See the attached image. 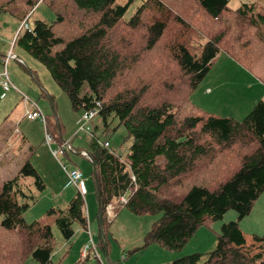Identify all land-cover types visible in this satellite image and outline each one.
Here are the masks:
<instances>
[{
  "label": "trees",
  "instance_id": "trees-1",
  "mask_svg": "<svg viewBox=\"0 0 264 264\" xmlns=\"http://www.w3.org/2000/svg\"><path fill=\"white\" fill-rule=\"evenodd\" d=\"M40 1L45 0H0V13L24 12L28 21V13ZM115 2L52 0L56 20H36L30 31L18 37L19 45L46 67L74 109L85 112L98 106L96 126L100 124L104 133L117 119L132 140L125 158L109 142L104 146L95 126L88 152L67 141L71 153L86 152L92 164L99 223L109 226L107 206L128 194L125 209L137 216L157 217L145 234V247L158 244L174 251L198 227L233 210L236 221L221 226L212 251L181 257L172 264H264L262 254H249L254 244L264 250V236L253 235L249 242L238 224L264 191V102L258 101L242 121H236L207 113L189 100L219 51L251 70L259 66L264 74V15L248 3L233 9L229 0H145L125 20L132 0L126 5ZM119 23L145 33V56L141 49L136 52L135 47L111 43L110 32ZM74 24H79L76 32L67 31ZM193 31L206 38L198 50L189 45ZM125 59H133L143 70L153 60L156 71L167 76L162 82L155 73L148 77L160 106L139 108L141 93H115L118 85H129L123 80L124 65L131 66L121 61ZM57 132L60 135L59 123ZM50 133L58 148L65 143L57 133ZM218 171L227 175L219 185L212 179ZM184 177L191 179L186 188L180 183ZM27 178L34 179L39 191L44 189L28 162L12 179L0 183V264H57L52 259L55 240L50 227L24 221L32 200L24 185ZM85 213L84 200L76 192L56 219L65 240L73 236L75 223L87 229Z\"/></svg>",
  "mask_w": 264,
  "mask_h": 264
},
{
  "label": "rangeland",
  "instance_id": "rangeland-1",
  "mask_svg": "<svg viewBox=\"0 0 264 264\" xmlns=\"http://www.w3.org/2000/svg\"><path fill=\"white\" fill-rule=\"evenodd\" d=\"M128 1L116 0L115 5H126ZM142 1L145 0H132L129 3L124 15L125 20L132 17ZM51 3L52 0L40 1L28 13L27 25L30 28L33 27L36 20H43L47 23L56 20L57 15L52 10ZM244 3L252 4L257 13L264 15V0H229V6L233 9L242 6ZM23 14L24 12H21L15 16L6 12L0 13V47L4 49L7 46L8 50L12 41L11 51L17 57L15 60H10L6 66L8 77L15 86V90L4 93L0 87V95L4 93V96L0 97V139L4 140L0 142V167L5 166V169L2 170L3 173L13 172L15 166L28 162L42 179L45 186L40 191L34 185L33 178L24 180L26 192L32 197V200L28 201L29 207L23 217L26 224L50 227L55 240L53 262L57 264H172L174 260L181 257L194 253L206 255L212 251L216 246L221 226L236 221L237 214L235 211L228 210L222 219L198 227L183 247L174 251L162 248L158 244L145 247L143 241L138 246L133 244L135 236L139 235V231L151 227L152 222L157 217L134 216L130 222L123 220L122 222L128 227V238L118 234L117 230L120 231V229L117 224L115 227L112 225L113 223L103 227L99 223L97 219L96 184L90 160L82 157L77 151L69 153V156L60 155L55 158L44 142V128H46L50 135V132L57 133L60 138H63V141H70L73 148L88 152L87 147L90 144L92 134L78 133V130L83 126L81 120L83 112L74 109L68 96L58 87L46 67L19 45L18 37L22 36L23 31L19 33L18 30L24 20ZM78 25H68L67 31L76 32ZM86 25L92 26L93 24ZM110 35L111 43H120L122 47L128 49L135 47L136 52L141 49V53L145 56L144 48L146 46L143 41L145 33L143 31L129 30L120 24L110 32ZM204 38L201 33L193 31L189 37V45L198 50L205 41ZM1 48L0 81L2 79L1 74L5 69L3 60L8 53H5L7 50L3 51ZM111 48L115 50L114 47ZM121 61L131 64L130 67L124 65L125 72L123 74V80L128 81L129 85H118L115 93L130 92L132 95L134 92L135 94L141 93L139 108L160 106L161 103L154 98L156 93L154 88L148 85L150 81L148 77L155 73L162 82L163 78L167 76L156 71L154 68L156 65L152 64L153 60L149 62L145 70L138 69L133 59ZM120 64L122 65L121 62ZM172 67L174 68V66ZM145 72L146 75H144ZM127 74L132 77L129 78ZM252 78L258 79L264 84V74L259 66L254 65L253 70H251L242 62L233 59L225 51H219L210 70L204 74L196 87L189 93V100L207 113L242 121L257 103H254L253 99L249 101L248 98V95H251L249 86L250 83H253ZM259 84L261 83L259 82ZM207 85L212 89V92L204 95L202 89ZM136 89L143 90V92L135 91ZM202 98L207 99L203 100ZM32 104H35L45 117V126L39 119L28 120L26 118V112L32 111ZM171 106L174 107L173 104ZM111 121L113 122L108 126L107 131L103 133V128L100 126L95 133L101 142L107 140L111 149L117 155L125 158L129 155L132 140L129 138L126 129L122 125H118L117 119ZM58 123L61 128L60 135L57 132ZM98 123V120L94 121L91 124L92 128ZM75 135L76 137H74ZM201 139L205 140L204 138ZM6 140L9 141V145L5 147ZM52 147L58 148L55 142ZM9 151L11 155L8 153ZM61 164L69 169H79L86 188L83 200L88 227L84 230L78 223H75L73 225L74 234L69 240L63 238L56 224V219L59 216V211L66 209L77 190L68 183ZM1 177L0 179H2ZM226 178L227 175L223 171H218L212 176V179L217 180L218 185L224 182ZM180 183L186 188L190 185L191 179L181 178ZM66 190L71 192L67 198H65ZM62 192L64 197L61 198L59 194ZM89 205L92 209L91 214L88 210ZM121 212L128 213L125 209H121ZM238 224L240 228L242 224L248 227L243 228V230L249 231L250 240H248L250 242L252 240L251 232L257 236H264V195H261L257 200L252 213ZM104 240L107 241V254ZM254 246L249 248V254L251 256L256 253L262 254L261 261L264 263L263 248L258 247L259 244H254ZM30 264L37 263L31 261Z\"/></svg>",
  "mask_w": 264,
  "mask_h": 264
},
{
  "label": "built area",
  "instance_id": "built-area-1",
  "mask_svg": "<svg viewBox=\"0 0 264 264\" xmlns=\"http://www.w3.org/2000/svg\"><path fill=\"white\" fill-rule=\"evenodd\" d=\"M27 18H25L22 23L20 24L19 27V33L20 31L28 30L30 31L29 26L27 25ZM17 59L16 55L10 50L6 54L4 60H3V66L5 67L4 71L1 74V81H0V87L4 91V93H7L11 89H15V87L12 85L7 71H6V66L10 60H15ZM98 115V106L97 108L93 109L92 111H83V114L81 116V120L83 122V126L78 130V133H86V134H92V126L91 124L95 121V118ZM26 118L28 120H34V119H39L41 123L45 126V117L42 115V113L37 109L35 104H32V111H27L26 112ZM44 142L48 146L51 154L55 157L58 158L60 155H64L66 152L71 153V146L65 142L61 147L54 149L52 145L54 144V141L51 137V135L48 133L47 129L44 128ZM104 146H108V141H104ZM80 155L89 158L88 154L86 152H81ZM61 167L67 177L68 183L73 185L77 192L81 195V197L84 199V195L86 193V188H85V183L84 179L82 178V174L79 169L77 168H71L69 169L67 166L62 165ZM132 179L134 180V176H132ZM127 201L126 196H122L118 199V202L115 203L121 207L124 206V204ZM112 205L110 204L107 206L106 211H107V216L108 219L110 220L111 217L113 216L112 213Z\"/></svg>",
  "mask_w": 264,
  "mask_h": 264
},
{
  "label": "crops",
  "instance_id": "crops-1",
  "mask_svg": "<svg viewBox=\"0 0 264 264\" xmlns=\"http://www.w3.org/2000/svg\"><path fill=\"white\" fill-rule=\"evenodd\" d=\"M17 32V31H16ZM16 36V35H15ZM11 47H12V41H11V43H10V45H9V48H8V50H11ZM1 48V47H0ZM2 49V48H1ZM3 51H6L7 50V46L4 48V49H2ZM8 50L5 52V53H7L8 52ZM253 79V78H252ZM253 81V83H250V86H249V91L251 92V95H248V98H249V101L250 100H252L253 99V102L254 103H256V102H258V101H263L264 102V84L261 82V81H259L258 79L257 80H255V79H253L252 80ZM258 81V82H257ZM259 82L261 83V84H259ZM203 92H204V95H207V94H209V92H212V89L207 85V86H205L203 89ZM209 90V91H208ZM228 90V89H227ZM0 97H2V95H0ZM203 100H205V99H207V98H202ZM195 104V103H194ZM81 112H83V111H81ZM98 125V124H97ZM101 125L99 124V127H100ZM96 127V129H95V131L97 130V128H98V126H95ZM104 131V130H103ZM105 138H106V136H105ZM1 141H4V140H1L0 139V142ZM5 145V147H6V145H9V141L8 140H6V143L4 144ZM11 151V150H10ZM8 152L9 154L11 153V152ZM11 155V154H10ZM24 164V163H23ZM23 164L21 165V163L19 164V165H17V166H15L14 167V171L13 172H7V173H3L2 172V170H4L5 169V166H1L0 167V176H2L1 178L2 179H0V183H2V182H4V181H7V180H9V179H12L17 173H18V171L20 170V168L23 166ZM63 179H65L66 180V178H63ZM67 189V188H66ZM70 194H71V192L70 191H68V190H66V194H65V198H67L68 196H70ZM60 196H61V198L62 197H64L63 196V192L62 193H60L59 194ZM261 195H264V191H263V193L261 194ZM260 198V197H259ZM258 198V199H259ZM257 199V200H258ZM257 202V201H256ZM255 202V203H256ZM255 203H254V205H255ZM254 205H253V208H252V210H251V212L250 213H252V211L254 210ZM121 209H125L124 207L122 208L121 206H119V205H117V204H114V205H112V213H113V216L111 217V219L109 220V223L111 224V223H113L112 225L115 227V225L117 224L118 225V227H119V229H120V231L119 230H117V232H118V234L120 233L121 234V236L122 237H126V238H128L129 237V232H128V227L122 222L123 220H126L125 222H130V220L132 219V217H134V216H137V215H134V214H132L131 212H129L127 209H125L128 213H126V212H121ZM88 210H89V214H91L92 213V209L90 208V205H89V208H88ZM93 212H94V209H93ZM121 213V214H120ZM90 216H92V215H90ZM146 216V215H145ZM116 217V218H115ZM137 217H139V216H137ZM115 218V219H114ZM114 219V221L112 222V220ZM243 220V219H242ZM153 223V222H152ZM109 224V225H110ZM152 225V224H151ZM88 227V226H87ZM150 228L151 227H149L148 229H145V230H142L141 232L139 231V235L138 236H135V239H134V242H133V244L135 245V246H138L142 241H144V237H145V234L150 230ZM243 228H248L247 226H243V224H242V226H241V231H242V233L245 235V237H247L248 239H249V231H245V230H243ZM250 229V228H249ZM253 234L254 235H256L255 233H252L251 232V237L253 236ZM86 236V235H85ZM87 237V236H86ZM92 239H93V236H92ZM120 240H122V239H120ZM250 240V239H249ZM248 240V241H249ZM104 242V244H105V247H106V254L108 253V248H107V241L106 240H104L103 241ZM250 242V241H249Z\"/></svg>",
  "mask_w": 264,
  "mask_h": 264
},
{
  "label": "bare ground",
  "instance_id": "bare-ground-1",
  "mask_svg": "<svg viewBox=\"0 0 264 264\" xmlns=\"http://www.w3.org/2000/svg\"><path fill=\"white\" fill-rule=\"evenodd\" d=\"M93 109H90L89 111H92Z\"/></svg>",
  "mask_w": 264,
  "mask_h": 264
},
{
  "label": "clouds",
  "instance_id": "clouds-1",
  "mask_svg": "<svg viewBox=\"0 0 264 264\" xmlns=\"http://www.w3.org/2000/svg\"><path fill=\"white\" fill-rule=\"evenodd\" d=\"M123 208V207H122Z\"/></svg>",
  "mask_w": 264,
  "mask_h": 264
}]
</instances>
